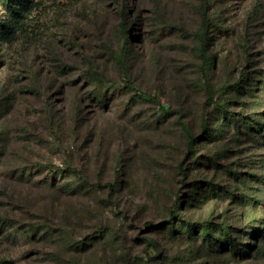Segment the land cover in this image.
I'll return each mask as SVG.
<instances>
[{
    "label": "rangeland",
    "instance_id": "rangeland-1",
    "mask_svg": "<svg viewBox=\"0 0 264 264\" xmlns=\"http://www.w3.org/2000/svg\"><path fill=\"white\" fill-rule=\"evenodd\" d=\"M16 10L13 31L0 0L13 31L0 37V224L18 222L10 242L0 235V259L264 264L216 243L222 222L247 250L264 226V0H23ZM90 69L115 84L108 103L91 101L106 87L85 86ZM208 185L216 195L202 198ZM173 213L191 234L178 219L172 234L148 227ZM39 220L54 243L26 239L23 226Z\"/></svg>",
    "mask_w": 264,
    "mask_h": 264
},
{
    "label": "trees",
    "instance_id": "trees-1",
    "mask_svg": "<svg viewBox=\"0 0 264 264\" xmlns=\"http://www.w3.org/2000/svg\"><path fill=\"white\" fill-rule=\"evenodd\" d=\"M2 3L5 5L6 9L9 10L10 12V16L12 17V21L14 24V28L13 31L20 29V17L22 16V14L17 11V5L21 4L23 2V0H1ZM61 0H54V5L58 4ZM205 22V20H204ZM5 25L0 23V37L3 38V40H10L11 34L13 33V31H10L8 33H6V27H4ZM201 52H202V64H201V72L203 75H205V69H206V65H207V59L203 53L205 52V48H206V40H204L202 38L201 40ZM91 63V61H90ZM206 76V75H205ZM82 78L85 81V86L86 87H91L94 85H105V90L103 89V93L102 91H100L97 94H93L91 95V101L93 103H108V92H109V88L113 87L114 85L111 86V83L106 80L103 76L99 75L96 71H94L93 69H90L89 71H85L82 74ZM123 87L126 89H136L135 86L129 82V81H125V83L123 84ZM237 92H239V87H236ZM255 88H249V91H254ZM115 91V90H114ZM208 93V97H207V102L206 104H210L213 102V94L211 92V89L208 87L207 90ZM101 95V96H100ZM138 96H141V99H150L153 100L154 97H150L147 94H142L140 92L137 93ZM165 110V109H164ZM165 112H168L167 110H165ZM225 118V116H224ZM218 120V117H217ZM229 121H232L235 123V119L232 118V116L229 117ZM218 127L216 128V132L220 133L222 131V129L225 127V123L221 122L220 124L218 123ZM186 134L188 135V138L190 139H194L193 136L190 134L188 127L184 128ZM213 132V129L211 128L210 131L209 129L206 131L205 129L202 131L203 134V138L205 137H209L211 135V133ZM204 194L202 195V198H206L209 195H216V192L214 191V188L210 185L207 186L206 190L203 192ZM191 200V199H190ZM176 219H178L182 224V233H186L187 235L191 234L192 230L194 229L192 223H190V221L188 220H182L180 218V216L177 215V213H173L172 216L166 221L163 222H159L158 224H152V223H148V227H152V226H170V228L167 230L168 233L174 231L176 232V225H175V221ZM184 221V222H182ZM18 224V222H13L10 223L8 222V220L4 219L2 222V225L0 224V235H3L4 238L8 241L9 239H11V235L13 232H9V229H13L16 228V225ZM21 227L22 225L19 224ZM24 227V234L27 236L26 239H31V240H37V241H42L43 243H54V227L49 224L47 221H43V220H39L38 222H33V223H29L26 224ZM218 237L216 238V243L220 244L223 248H226V251L229 253L230 256H233V258L235 257H239V258H235V261H240V259H246L248 255H251L253 257H257L259 258V256H264V247H262V245L260 244L259 240L260 239H264V226L259 230V234H257L256 236V240L257 243H255L252 246H249V250H247L245 248V246H239L238 242H237V237L234 236V234L232 233V228L230 225H228L226 222H222L220 223L218 226ZM215 228H213L212 226H209L208 223L206 221L202 222L199 225V234L202 237V240L204 242H209L210 239L209 237H212L211 232L214 230ZM61 237L62 238H66V236L64 235V230L59 229ZM181 233V232H180ZM28 235H30L31 237H28ZM53 241V242H52ZM259 242V243H258ZM75 243L73 248H71L74 251H83L86 246L90 245V244H86V243ZM86 245V246H85ZM241 257V258H240ZM49 261H51L52 263H54V257L52 259H49ZM18 262L16 260H10L9 258H4V259H0V264H17Z\"/></svg>",
    "mask_w": 264,
    "mask_h": 264
}]
</instances>
